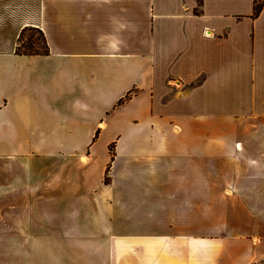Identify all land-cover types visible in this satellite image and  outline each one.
<instances>
[{"label":"crops","instance_id":"obj_1","mask_svg":"<svg viewBox=\"0 0 264 264\" xmlns=\"http://www.w3.org/2000/svg\"><path fill=\"white\" fill-rule=\"evenodd\" d=\"M262 4L39 0L48 52L0 49V264H264Z\"/></svg>","mask_w":264,"mask_h":264},{"label":"rangeland","instance_id":"obj_2","mask_svg":"<svg viewBox=\"0 0 264 264\" xmlns=\"http://www.w3.org/2000/svg\"><path fill=\"white\" fill-rule=\"evenodd\" d=\"M38 2L39 0H0V49L12 45L22 52L45 51L43 35L39 28L34 25L22 27L36 16ZM256 2L261 4L263 0ZM10 200L8 203H15L13 197ZM1 203L4 202L0 200ZM0 248L4 252H11L16 246L3 244Z\"/></svg>","mask_w":264,"mask_h":264},{"label":"trees","instance_id":"obj_3","mask_svg":"<svg viewBox=\"0 0 264 264\" xmlns=\"http://www.w3.org/2000/svg\"><path fill=\"white\" fill-rule=\"evenodd\" d=\"M262 3L261 4H259L258 2H256V0H254V10H253V15L254 16H257L259 13H260V11H261V9H262ZM40 30V29H39ZM41 31V30H40ZM41 33H42V35H43V41H44V43H45V51H43V52H22V51H18L19 53H25V54H35V53H42V54H45V53H47L48 52V48H47V44H46V39H45V36H44V34H43V32L41 31Z\"/></svg>","mask_w":264,"mask_h":264}]
</instances>
